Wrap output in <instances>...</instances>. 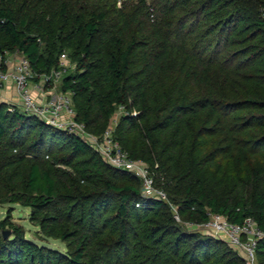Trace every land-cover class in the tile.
<instances>
[{
    "label": "trees",
    "instance_id": "trees-1",
    "mask_svg": "<svg viewBox=\"0 0 264 264\" xmlns=\"http://www.w3.org/2000/svg\"><path fill=\"white\" fill-rule=\"evenodd\" d=\"M55 1L0 0V52L40 75L66 49L59 88L74 119L99 136L120 107L113 140L168 202L143 197L139 178L79 135L0 102V203L65 245H37L14 225L2 238L0 223V264H244L184 230L170 205L182 222L218 214L264 234V0H154V16L146 0ZM255 253L264 264V237Z\"/></svg>",
    "mask_w": 264,
    "mask_h": 264
},
{
    "label": "built area",
    "instance_id": "built-area-1",
    "mask_svg": "<svg viewBox=\"0 0 264 264\" xmlns=\"http://www.w3.org/2000/svg\"><path fill=\"white\" fill-rule=\"evenodd\" d=\"M5 53L7 52H0V85L8 81L12 82L18 99L16 106L20 111L35 115L54 127L66 129L82 138H90L93 141L91 146L108 165L127 171L139 178L143 197L168 202L165 191L155 184L154 172L149 166L141 160L130 158L127 152L113 140V127L109 126L101 135L95 136L88 133L84 125L74 119L75 110L70 92L60 91L55 96L45 98L41 103L34 100L30 79L38 77L39 82L36 84L38 89L44 86L52 87L55 82L61 80L63 74L70 68L67 63L69 58L64 52L60 54L58 68L40 75L31 70L29 61L19 53L13 52L15 57L12 64H9ZM11 109L8 107V110ZM61 116H65L67 119H60ZM170 207L174 213L175 221L180 225L185 227L194 226L200 230L210 231L232 248L242 258L244 264H258L255 253L256 242L263 238L264 234L257 229L251 219H246L242 225H234L221 215L211 214L206 223L191 224L182 222L176 214V208L173 205H170Z\"/></svg>",
    "mask_w": 264,
    "mask_h": 264
},
{
    "label": "rangeland",
    "instance_id": "rangeland-1",
    "mask_svg": "<svg viewBox=\"0 0 264 264\" xmlns=\"http://www.w3.org/2000/svg\"><path fill=\"white\" fill-rule=\"evenodd\" d=\"M60 0L55 1L59 3ZM93 1V0H92ZM110 4L112 3L111 0ZM108 1V2H109ZM147 5L149 6V11L153 13V16L156 14V7L154 4V0H146ZM123 3H125L126 6H129V8L131 10L135 9L136 6L139 3V0H119L116 1V7H120L123 5ZM151 21V20H150ZM98 45V44H97ZM63 52L68 55V51L66 49L63 50ZM15 54L13 52H7L5 53V57L7 58V60L9 61V64L13 63V58ZM18 56V55H17ZM68 57V56H67ZM67 63L68 66L73 67L72 61H70L69 59H67ZM69 69V70H70ZM31 82V86H32V94L34 97V100L37 103H41L43 102V100L45 99V94L41 97V94H43L44 90L46 88V86H44L43 88L39 89L36 87V84H38L39 81H37L35 78H31L30 79ZM53 88V92L55 93L54 96L60 92V80L55 82L52 86ZM52 95H49L46 98L51 97ZM17 96L16 93L14 92L13 89V85H5L2 84L0 85V102L4 103L5 105H7L9 108H12L11 106L16 105L17 103ZM122 113V109L120 107H118L116 109V111L114 112L113 116L110 119V126L113 127L115 122L118 120L119 116ZM60 119L66 120L67 118L65 116H61ZM84 140H86L90 145L92 144V140L88 137H83ZM8 212H10V216H8ZM0 223L4 224V231L8 232V235L10 234L9 232V225H14V226H20L23 230V234L24 237L27 238V240L37 244V245H43L46 246L48 248L60 251V252H65V245L63 243H61L59 240H53V239H49V238H39L36 236V232H37V227L32 225L29 221V216H28V209L26 208H21L18 205H8L6 203H0ZM182 228L184 230H186L187 232H193V233H199L202 235H206V236H210L213 237L215 239H218L222 242H224L222 239L217 238L216 236H214L210 231H205V230H200L199 228H196L194 226L192 227H185L184 225H181ZM7 235V236H8ZM225 243V242H224ZM228 246V245H227Z\"/></svg>",
    "mask_w": 264,
    "mask_h": 264
},
{
    "label": "crops",
    "instance_id": "crops-1",
    "mask_svg": "<svg viewBox=\"0 0 264 264\" xmlns=\"http://www.w3.org/2000/svg\"><path fill=\"white\" fill-rule=\"evenodd\" d=\"M12 84V82H7V83H5V85L7 86V85H11ZM53 87H48V86H46V88L45 89H43L44 90V92H43V94H41V97L45 94V96L46 97H48L49 95H54L55 93H52L53 92V89H52ZM34 95V94H33ZM45 97V98H46Z\"/></svg>",
    "mask_w": 264,
    "mask_h": 264
},
{
    "label": "water",
    "instance_id": "water-1",
    "mask_svg": "<svg viewBox=\"0 0 264 264\" xmlns=\"http://www.w3.org/2000/svg\"><path fill=\"white\" fill-rule=\"evenodd\" d=\"M7 235H8V232H7V231H3V232L1 233L2 238H5Z\"/></svg>",
    "mask_w": 264,
    "mask_h": 264
}]
</instances>
